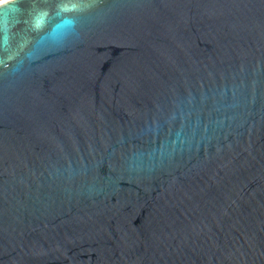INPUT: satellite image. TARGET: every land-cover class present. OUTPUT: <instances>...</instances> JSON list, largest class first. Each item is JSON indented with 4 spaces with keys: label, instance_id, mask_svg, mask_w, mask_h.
Wrapping results in <instances>:
<instances>
[{
    "label": "water",
    "instance_id": "obj_1",
    "mask_svg": "<svg viewBox=\"0 0 264 264\" xmlns=\"http://www.w3.org/2000/svg\"><path fill=\"white\" fill-rule=\"evenodd\" d=\"M0 264H264V0L0 1Z\"/></svg>",
    "mask_w": 264,
    "mask_h": 264
},
{
    "label": "rangeland",
    "instance_id": "obj_2",
    "mask_svg": "<svg viewBox=\"0 0 264 264\" xmlns=\"http://www.w3.org/2000/svg\"><path fill=\"white\" fill-rule=\"evenodd\" d=\"M0 1H2V0H0Z\"/></svg>",
    "mask_w": 264,
    "mask_h": 264
}]
</instances>
